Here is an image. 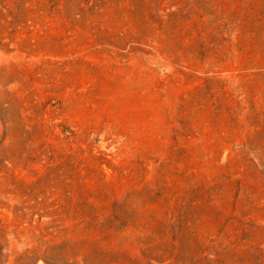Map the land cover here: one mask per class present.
Returning <instances> with one entry per match:
<instances>
[{"label":"rangeland","instance_id":"obj_1","mask_svg":"<svg viewBox=\"0 0 264 264\" xmlns=\"http://www.w3.org/2000/svg\"><path fill=\"white\" fill-rule=\"evenodd\" d=\"M0 264H264V0H0Z\"/></svg>","mask_w":264,"mask_h":264}]
</instances>
